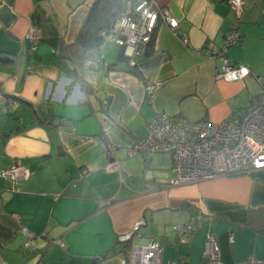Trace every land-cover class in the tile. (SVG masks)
<instances>
[{
  "label": "crops",
  "instance_id": "crops-1",
  "mask_svg": "<svg viewBox=\"0 0 264 264\" xmlns=\"http://www.w3.org/2000/svg\"><path fill=\"white\" fill-rule=\"evenodd\" d=\"M94 1L0 0V58L12 60L0 63V169L17 162L28 171L16 183L0 177V261L120 264L126 249L117 239L142 217L143 228L148 218L158 226L141 229L132 243L157 240L161 264H205L206 235L216 239L222 264L264 258V234L257 232L264 230V170L169 186L174 170L166 153V182L136 190L124 187L121 166L156 114L217 123L263 93L264 0H245L240 12L229 0H153L169 10L177 34L159 24L132 73L126 60L118 61L121 48L114 56L101 47L84 65L58 60L61 48L76 42ZM232 25L241 40L225 55L249 69L242 82L216 78L221 62L212 53L223 48ZM32 28L33 43L26 37ZM97 56L104 65L92 61ZM146 84H159L151 102ZM112 161L120 171L106 170ZM171 223L196 228L186 244L171 225L167 230ZM22 228L37 236L28 250Z\"/></svg>",
  "mask_w": 264,
  "mask_h": 264
},
{
  "label": "built area",
  "instance_id": "built-area-1",
  "mask_svg": "<svg viewBox=\"0 0 264 264\" xmlns=\"http://www.w3.org/2000/svg\"><path fill=\"white\" fill-rule=\"evenodd\" d=\"M235 12L244 9L245 0H229ZM162 24L177 34L178 24L166 7L158 6L153 0H124L122 11L114 23L111 33L101 35L119 46L129 68H135L145 55L158 25ZM36 29H30L26 35L30 42L37 39ZM241 34L232 25L225 36L223 48L212 55L221 65L216 78L224 82H242L249 75V69L243 65H235L226 58L229 46L237 44ZM187 44L185 38L182 39ZM32 71V68L29 69ZM159 88V84H146L145 96L151 102ZM15 102L8 101L13 108ZM7 112V111H6ZM57 125V122H53ZM167 153L172 160L174 178L169 186H181L213 180L220 176L232 177L264 170V91L250 98L241 108L233 111L221 122L200 121L188 122L180 117H172L165 113L156 114L147 124V135L136 141L128 150L129 156L138 154L153 155ZM106 170L120 171L117 162H109ZM0 177L14 183L28 178L27 169L20 163H13L0 169ZM200 215L195 221L200 223ZM147 224L144 217L133 225L132 231L121 235L119 244L130 247L120 259V264H161L162 247L154 238L145 245L132 243L133 237ZM194 226L174 225L171 228L179 244H186L188 236L195 231ZM23 249L28 250L37 237L27 228L21 229ZM44 237V235H41ZM62 246V240H53ZM205 264H222L216 239L206 235L202 253ZM0 264L5 262L0 261ZM165 264H186L183 259H174ZM236 264H264V258L250 257Z\"/></svg>",
  "mask_w": 264,
  "mask_h": 264
},
{
  "label": "trees",
  "instance_id": "trees-1",
  "mask_svg": "<svg viewBox=\"0 0 264 264\" xmlns=\"http://www.w3.org/2000/svg\"><path fill=\"white\" fill-rule=\"evenodd\" d=\"M123 3L124 0H95L90 6L89 12L80 27L76 42L72 45L63 46L59 52L58 60L66 64H72L73 66L86 64L89 55L99 52L106 41V38L101 35V32L104 31L106 35L111 33L114 23L122 11ZM124 60L126 59L121 55L118 61L122 62ZM92 61L100 65L103 64L101 56H97V59ZM92 63L93 62H91V64ZM70 67L73 69V72H75L74 68L72 66ZM113 67L114 65H111L107 67L106 70H112ZM135 69L136 67L130 68L129 72L132 73ZM81 88L85 94L91 93V88L86 82H81ZM110 149L109 146H105V151L108 155L112 153ZM257 232L264 234V230H258ZM130 244L131 243L128 242L123 250L129 249Z\"/></svg>",
  "mask_w": 264,
  "mask_h": 264
},
{
  "label": "rangeland",
  "instance_id": "rangeland-1",
  "mask_svg": "<svg viewBox=\"0 0 264 264\" xmlns=\"http://www.w3.org/2000/svg\"><path fill=\"white\" fill-rule=\"evenodd\" d=\"M102 47L104 48V53L112 51L114 52V56H116L120 49L119 46H116L109 40H106ZM134 143L128 149H126V151L123 150L125 155L122 156L123 159H121V166L125 170L122 178L124 187L137 190L143 187L151 188L155 185L160 186L164 184L166 182L165 179H167V171L163 167L168 163L169 155L166 153H158L154 155L138 154L129 157L128 150L134 145ZM126 173L131 175V177L126 175ZM147 221L148 226L146 228H142L143 231H149L151 228L158 226V224H156L150 218H148ZM170 225L172 226V223L168 224L167 230H170Z\"/></svg>",
  "mask_w": 264,
  "mask_h": 264
},
{
  "label": "water",
  "instance_id": "water-1",
  "mask_svg": "<svg viewBox=\"0 0 264 264\" xmlns=\"http://www.w3.org/2000/svg\"><path fill=\"white\" fill-rule=\"evenodd\" d=\"M0 63L9 64L12 63V60L8 58H0Z\"/></svg>",
  "mask_w": 264,
  "mask_h": 264
}]
</instances>
